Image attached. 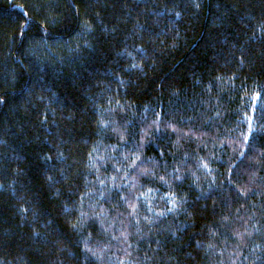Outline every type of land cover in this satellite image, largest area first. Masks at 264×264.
<instances>
[{"label": "trees", "instance_id": "16d2710c", "mask_svg": "<svg viewBox=\"0 0 264 264\" xmlns=\"http://www.w3.org/2000/svg\"><path fill=\"white\" fill-rule=\"evenodd\" d=\"M121 262L264 264V0H0V264Z\"/></svg>", "mask_w": 264, "mask_h": 264}, {"label": "snow or ice", "instance_id": "6c2138e0", "mask_svg": "<svg viewBox=\"0 0 264 264\" xmlns=\"http://www.w3.org/2000/svg\"><path fill=\"white\" fill-rule=\"evenodd\" d=\"M158 119H159V117H158ZM248 121H249V124H248L249 135L243 137L244 143H247L248 142L249 136L252 135V133L254 132V129H253V126H252V117H248ZM241 155L243 156L244 153L241 152ZM137 159H138V157H137ZM201 166L204 167V168H207V165L206 164H203ZM143 174H147V173H143ZM177 179H179V177H177ZM145 195H147V194H145ZM171 203H172V207H170L168 209L169 212L173 211V209L176 207V202H175L174 199L171 201ZM125 239H126V237H125ZM121 264H123V262H121Z\"/></svg>", "mask_w": 264, "mask_h": 264}]
</instances>
